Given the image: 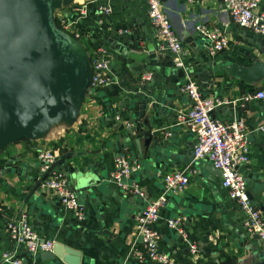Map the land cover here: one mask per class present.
<instances>
[{
  "label": "crops",
  "instance_id": "obj_1",
  "mask_svg": "<svg viewBox=\"0 0 264 264\" xmlns=\"http://www.w3.org/2000/svg\"><path fill=\"white\" fill-rule=\"evenodd\" d=\"M161 2L184 49L182 76H176L178 68L172 64V56L157 51L158 42L144 0H73L70 7L55 15L56 20L75 22L88 66L97 49L107 51L112 84L104 89H88L74 115L68 111L54 113L36 136L9 145L0 154V264H11L2 261L4 253L14 252L8 226L22 216L42 239L63 247V255L64 248L79 253L80 264H155L139 262L129 255L132 247L142 250L135 220L144 203L164 192L163 176L185 169L191 171L189 184L183 192L167 196L155 225L160 253L168 256L172 264H264V243L245 232V216L221 187L220 175L209 161H194V134L175 125L178 115L191 108L188 97L180 92L187 78L195 82L203 96L226 101L211 117L220 122L243 120L249 163L239 167V172L245 178L252 203L264 211V189L257 191V185L264 187V98L248 99L258 91L264 92V38L235 27L218 0ZM76 9L84 10L85 15L78 18ZM255 11L264 13V0L259 1ZM198 27L221 31L227 39L226 48L212 56ZM115 39L136 53L129 56L135 58H131L135 65L141 64L136 60L138 54L144 59L145 69L152 61L157 67L174 70L166 77L152 68L142 72L138 84L155 80L149 86L156 95L152 102L159 114L158 125L151 130L160 145L152 162L157 168L135 164L124 185L110 180L118 172V155H124L130 165L133 162L129 150L120 146L119 125L127 126L123 114L128 111L120 104L125 103V96L134 95V83L129 81L131 71L120 70L122 59L115 57L109 42ZM158 85L162 86L160 91ZM45 151L53 153L56 161L70 155L53 171L62 173L69 189L75 192L84 220L75 219L51 189L39 187L32 194L40 178L38 156ZM78 171L82 172V181L94 172V179L105 185L106 191L94 198L87 196L88 188H81L79 179L67 178V173ZM134 187L145 200L128 193ZM109 191L112 195L104 198ZM178 218L186 219V240L167 226L168 221ZM189 243L196 245L195 254L190 252ZM25 254L21 248L14 252L21 264H64L32 260Z\"/></svg>",
  "mask_w": 264,
  "mask_h": 264
},
{
  "label": "water",
  "instance_id": "obj_2",
  "mask_svg": "<svg viewBox=\"0 0 264 264\" xmlns=\"http://www.w3.org/2000/svg\"><path fill=\"white\" fill-rule=\"evenodd\" d=\"M72 3L73 0H0V154L9 145L36 136L54 113L68 111L74 115L89 92V66L85 52L80 44L60 31L55 18L56 12L70 7ZM109 42L111 49L115 50V57L122 59L119 62L120 70L131 71L129 81L134 83V95L125 96V103L120 104L128 111L123 114L127 126L119 125L122 132L120 146L129 150L132 166L136 164L142 168L152 166L156 169L152 162L160 145L158 136L151 130L158 125L159 114L156 104L152 102L156 95L149 86L155 80L138 84L145 69L144 59L137 54L136 60L141 64L135 65L132 63L134 60L131 62L134 57L129 59V56L136 53L132 54L122 40ZM148 64L150 67L145 70L152 68L164 77L174 72L167 66L157 67L156 62L149 61ZM261 70L264 72V68ZM182 75V69H178L176 76ZM157 87L159 91L162 88L161 85ZM115 113L120 114L119 111ZM68 158L69 154L56 161L36 181L32 194L51 171ZM214 170L219 174L217 169ZM90 173L92 175L83 181L80 180V171L67 173V178L70 181L79 179V186L88 188L87 196L94 198L97 193L103 194L107 187L98 184L94 172ZM263 189L257 185V191ZM109 195L112 192L109 191L104 198ZM167 195L172 196L173 193L168 192ZM143 198L146 199L144 195ZM248 198L252 200L250 193ZM62 248L54 245L51 252L26 253L24 257L28 255L32 260L80 264L79 253L64 248L63 255Z\"/></svg>",
  "mask_w": 264,
  "mask_h": 264
},
{
  "label": "built area",
  "instance_id": "obj_3",
  "mask_svg": "<svg viewBox=\"0 0 264 264\" xmlns=\"http://www.w3.org/2000/svg\"><path fill=\"white\" fill-rule=\"evenodd\" d=\"M144 1L147 5L148 20L158 42L157 51L169 53L172 56L173 66L178 69L183 68L184 49L164 12L161 0ZM184 1L193 4L201 0ZM218 1L235 27L264 38V13H256L255 11L260 0ZM76 12L78 18L85 15V11L82 9H76ZM56 22L61 32L80 44L81 36L75 29L74 21L57 19ZM197 29L206 38L208 51L212 56L226 48L227 39L218 29L208 30L205 27H198ZM96 53L97 55L89 62V90L104 89L112 84L108 75L107 51L97 49ZM147 77L144 78L147 79ZM180 92L188 97L191 108L178 115L175 125L184 126L190 133L194 134V161L206 159L214 169L219 171L221 187L227 191L228 197L237 204L245 216V232L250 236L257 237L264 243V211L260 210L248 198L245 178L239 172V167L249 163L248 143L243 120L236 118L229 122H220L213 119L211 117L212 112L227 104L226 101L216 97L203 96L192 79L187 78L181 84ZM263 98L264 92L258 91L248 99L261 100ZM38 160L41 177L50 170L56 162V157L53 153L45 151L39 154ZM116 164L120 170L113 175L110 181L124 185L122 182L127 179L135 166L130 165L124 155H118ZM190 175L191 171L185 169L163 176L164 192L150 200L135 220L136 232L142 250L138 251L132 247L129 252L131 257L139 262L146 260L155 264H172L170 258L160 253L158 249L159 233L155 229V225L160 219L162 209L166 206L168 192L173 194L183 192L189 184ZM40 188L54 191L61 205L71 212L75 219L84 220L83 207L80 205L75 192L69 189L62 173L51 171L48 177L41 182ZM129 192L143 197V194L135 187ZM185 223V218H178L168 221L167 226L176 231L183 240H186ZM8 235L14 245V252L21 248L28 255H35L40 252H51L53 249V242L42 239L25 216H22L18 222L9 224ZM188 247L192 254L196 253L195 244L189 243ZM14 252L12 254L4 253L2 261L21 264L20 260L15 258Z\"/></svg>",
  "mask_w": 264,
  "mask_h": 264
}]
</instances>
